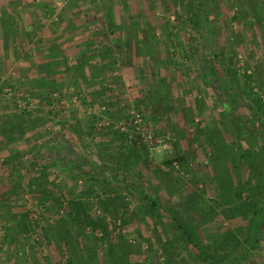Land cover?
I'll return each mask as SVG.
<instances>
[{
	"label": "rangeland",
	"instance_id": "rangeland-1",
	"mask_svg": "<svg viewBox=\"0 0 264 264\" xmlns=\"http://www.w3.org/2000/svg\"><path fill=\"white\" fill-rule=\"evenodd\" d=\"M22 1L0 5V264H205L165 211L227 264L264 201V0ZM238 264H264V223Z\"/></svg>",
	"mask_w": 264,
	"mask_h": 264
},
{
	"label": "trees",
	"instance_id": "trees-1",
	"mask_svg": "<svg viewBox=\"0 0 264 264\" xmlns=\"http://www.w3.org/2000/svg\"><path fill=\"white\" fill-rule=\"evenodd\" d=\"M262 128H264V123L261 121L260 123ZM152 206H158L156 203L152 202ZM162 209V208H161ZM165 214L168 215L169 219L172 223L180 230L182 235L185 237L188 246L195 250V255L199 257L201 260L205 262V264H214L210 258L205 255L195 244L190 232L188 229L180 222V220L173 215L172 213L165 211ZM21 223L25 226L24 221L21 220ZM264 223V201L261 202L259 206L254 207L248 217H247V224L244 229V236L242 240V245L240 247V252L238 255L234 256L227 264H238V262L247 257L250 253V250L254 247L257 238L260 233V228ZM21 227V228H24Z\"/></svg>",
	"mask_w": 264,
	"mask_h": 264
},
{
	"label": "crops",
	"instance_id": "crops-1",
	"mask_svg": "<svg viewBox=\"0 0 264 264\" xmlns=\"http://www.w3.org/2000/svg\"><path fill=\"white\" fill-rule=\"evenodd\" d=\"M20 1H22V0H16V1H14V3H17V2H20ZM13 3V1H11V0H0V5H2V7L4 8V7H6V5H10V4H14ZM22 3H23V1H22ZM1 9V8H0ZM2 10V9H1ZM16 13L17 12H14L13 13V19H15L16 20ZM6 19L7 20H11V18H8V17H6ZM80 19V17L79 18H74V22H78V20ZM0 20H5L4 19V17H3V13H0ZM3 27H2V33L4 32V30H5V34L7 35H11V33H7L6 31H7V29H6V27L4 26V21H3ZM53 27H55V26H53ZM41 32V33H40ZM36 33V35H38V36H40V38H43L42 40H44V42H48L47 43V45H45L44 46V48H48V50H49V48L51 47L52 48V43L51 42H55L56 41V39H57V37H58V34H60L61 33V31H58L56 28H47V27H45L44 29H41L40 31H36L35 32ZM41 34V35H40ZM78 39H76L75 41H74V45H73V47H71V49H73V53L76 51V50H78V48H76L75 47V45L77 44V41ZM53 42V43H54ZM52 50V49H51ZM51 50H49V51H51ZM53 60H55V57L54 56H47V55H43L42 56V58H41V61L43 62H45L46 64H49L50 65V67L52 66V67H54V68H52V69H50V71L48 72V78H49V80L50 81H52V80H54V81H56V78L58 77V74H57V71L55 70V67H56V65L57 64H54V61ZM53 62V64L54 65H52L51 63ZM57 66H60V65H57ZM52 70V71H51ZM52 72H54V73H52ZM9 73L11 74L12 72H11V69H9ZM51 73V74H50ZM51 76H50V75ZM47 78V79H48Z\"/></svg>",
	"mask_w": 264,
	"mask_h": 264
}]
</instances>
